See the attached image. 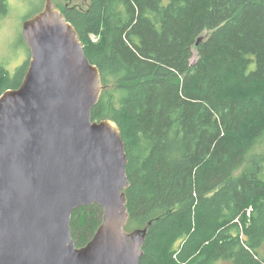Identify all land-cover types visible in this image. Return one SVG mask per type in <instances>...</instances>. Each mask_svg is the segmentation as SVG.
I'll return each instance as SVG.
<instances>
[{
  "label": "trees",
  "instance_id": "16d2710c",
  "mask_svg": "<svg viewBox=\"0 0 264 264\" xmlns=\"http://www.w3.org/2000/svg\"><path fill=\"white\" fill-rule=\"evenodd\" d=\"M66 1L54 6L102 77L93 120L125 143L141 264H264V0ZM28 64L0 66V96ZM102 219L98 205L73 213L77 247Z\"/></svg>",
  "mask_w": 264,
  "mask_h": 264
},
{
  "label": "water",
  "instance_id": "95a60500",
  "mask_svg": "<svg viewBox=\"0 0 264 264\" xmlns=\"http://www.w3.org/2000/svg\"><path fill=\"white\" fill-rule=\"evenodd\" d=\"M24 37L28 69L0 96V264H141L147 230H125V143L116 122L92 117L99 67L54 0L25 21ZM94 205L102 223L79 248L72 215Z\"/></svg>",
  "mask_w": 264,
  "mask_h": 264
},
{
  "label": "rangeland",
  "instance_id": "374dc122",
  "mask_svg": "<svg viewBox=\"0 0 264 264\" xmlns=\"http://www.w3.org/2000/svg\"><path fill=\"white\" fill-rule=\"evenodd\" d=\"M58 1L55 2V6L60 9L65 3L62 2L64 0ZM7 3L8 13L0 18V66L7 69L10 74H15L30 60V48L23 36L24 23L36 12L44 9L46 3L41 5L33 0H7ZM79 3L84 1H76V4L80 6ZM93 41L97 42L98 39L93 37ZM195 60L194 55L191 63ZM251 210L252 208L248 210V218Z\"/></svg>",
  "mask_w": 264,
  "mask_h": 264
},
{
  "label": "bare ground",
  "instance_id": "6f19581e",
  "mask_svg": "<svg viewBox=\"0 0 264 264\" xmlns=\"http://www.w3.org/2000/svg\"><path fill=\"white\" fill-rule=\"evenodd\" d=\"M23 36H24V28H23ZM24 39H25V37H24Z\"/></svg>",
  "mask_w": 264,
  "mask_h": 264
},
{
  "label": "flooded vegetation",
  "instance_id": "af4514ba",
  "mask_svg": "<svg viewBox=\"0 0 264 264\" xmlns=\"http://www.w3.org/2000/svg\"><path fill=\"white\" fill-rule=\"evenodd\" d=\"M65 4H67V1L65 2ZM66 7H67V5H66ZM23 81V80H22ZM19 88V87H18ZM17 89V88H16Z\"/></svg>",
  "mask_w": 264,
  "mask_h": 264
}]
</instances>
